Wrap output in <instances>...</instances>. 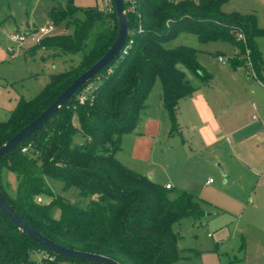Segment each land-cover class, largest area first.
<instances>
[{
  "label": "trees",
  "instance_id": "16d2710c",
  "mask_svg": "<svg viewBox=\"0 0 264 264\" xmlns=\"http://www.w3.org/2000/svg\"><path fill=\"white\" fill-rule=\"evenodd\" d=\"M227 0H136L126 13L130 40L120 53L88 82L89 100L78 103L81 87L34 132L0 158V170L13 175L14 187L0 178V191L15 212L31 227L64 247L105 255L120 264H173L178 258L177 233L172 225L182 218L199 222L200 200L184 190H169L120 163L115 154L121 135L131 131L144 108L154 79L171 130L176 128L179 99L196 87L184 69L206 84L210 74L186 45L163 44L179 32L193 33L201 43L227 41L236 50L231 65L248 59L261 79L262 58L256 39L264 35L253 13H225ZM80 11L81 17L74 12ZM57 24L66 20L72 32L43 37L24 52L36 49L53 54L81 51L79 61L51 73L40 91L19 98L5 120H0V145L36 117L79 73L95 62L116 34L112 0L110 10L96 6L49 11ZM239 34L243 38L238 37ZM83 137L76 143L74 136ZM24 148L22 151L21 149ZM1 177V176H0ZM48 180L60 182L55 193ZM75 192L71 201L63 193ZM39 198V200H37ZM57 216H54V212ZM31 251L52 256L44 264H97L54 254L24 236L0 211V264H33Z\"/></svg>",
  "mask_w": 264,
  "mask_h": 264
},
{
  "label": "rangeland",
  "instance_id": "374dc122",
  "mask_svg": "<svg viewBox=\"0 0 264 264\" xmlns=\"http://www.w3.org/2000/svg\"><path fill=\"white\" fill-rule=\"evenodd\" d=\"M72 5L110 10L111 0H72ZM65 7L66 0H0V120L8 117L19 98L28 99L36 95L46 84L49 74L67 69L77 63L82 55L81 51L53 54L44 48H38L33 55H28L24 50L33 45L29 42L21 46L13 44V51L9 53L6 47L11 43L3 39L1 29L11 30L9 34L19 31L18 23L26 20L39 26L50 19L49 11L53 8ZM221 9L225 13H253L258 27L264 29V0H227ZM73 15L81 17V12L75 11ZM65 24L66 20L55 24L54 34L71 33L72 25ZM256 41L262 58V80L255 77L248 60L237 69L231 66V60L237 57V53L235 47L227 41L201 43L193 33L179 32L163 46L171 48L186 45L193 48L197 62L210 74L208 88L217 95H227L234 99L243 110L245 123L257 125L253 117L264 115V35ZM217 55L224 56L226 62L217 61ZM183 71L192 85L201 84L196 74L185 69ZM158 88L159 82L154 79L144 101L146 113L151 108H146L147 104L151 101L153 103V98L157 100ZM176 128L184 139L189 138L190 130L179 126ZM164 136L163 146L167 156L161 155L165 153L163 150H154L149 164L154 178L160 181L168 179L173 186L195 195L203 210L199 222L182 218L172 225V230L177 233L179 255L173 264H264V213L260 211L253 216L249 212V194L256 180L252 173L239 168L243 172L239 171L235 175L228 173L226 179L216 167L217 163H222L225 169L223 162L197 156H193V160L191 158L190 164L184 165L179 156L181 142L177 134ZM83 140L81 135L74 136L76 143H82ZM263 141L264 136H258L251 139V144L254 143L255 147L263 144ZM248 167L250 171L261 172L259 165L251 164ZM0 176L2 182L8 183L11 192L14 187L13 175L1 168ZM209 178L212 183L204 184ZM48 182L55 193L60 192V182ZM63 195L71 201L76 199L72 190L65 191ZM54 216H57L56 211ZM29 258L33 264H44L41 251H31Z\"/></svg>",
  "mask_w": 264,
  "mask_h": 264
},
{
  "label": "crops",
  "instance_id": "0c3cea01",
  "mask_svg": "<svg viewBox=\"0 0 264 264\" xmlns=\"http://www.w3.org/2000/svg\"><path fill=\"white\" fill-rule=\"evenodd\" d=\"M34 26L28 20L18 23L19 31ZM10 31L1 29L5 41L8 39ZM186 78L188 79V77ZM209 81L206 84L200 82V85H193L196 89L177 102L176 126L190 130L187 140L183 138L180 130H177L178 127L171 130L169 119L161 103L159 84L157 100L154 101L153 98V103L151 101V105L149 103L146 106V108L151 106L149 111L146 113L144 107L140 113L141 118L138 119L135 127L121 135L119 149L115 157L124 166L147 176L161 186L168 185V189L183 190V188L173 186L168 179L164 181L155 179L149 168L154 150H163L165 153L161 155L167 156V151L163 146L165 143L164 134L172 136L175 133L181 142L179 156L184 165L190 164L191 158L193 160V156H197L202 159L210 158L213 161L223 162L226 166L225 169L222 163H217L216 167L220 169L222 176L226 179L228 173L235 175L239 171L243 172L240 169H244L246 173H252L256 180L249 194L251 196L249 212L253 216L258 215L260 211L264 213V141L263 144L255 145V147L254 143L251 144V139L254 137L264 136V115L253 117V120H257V125L246 124L240 105L227 95L213 93L208 88ZM229 137H231V141H229ZM251 164L259 165L261 172L252 169L250 171L248 165ZM226 179L223 180L224 183ZM210 183H212V179L210 182H204V184Z\"/></svg>",
  "mask_w": 264,
  "mask_h": 264
},
{
  "label": "water",
  "instance_id": "95a60500",
  "mask_svg": "<svg viewBox=\"0 0 264 264\" xmlns=\"http://www.w3.org/2000/svg\"><path fill=\"white\" fill-rule=\"evenodd\" d=\"M112 6L116 19V34L111 44L95 62L79 73L65 88H63V90L44 109H42L36 117L22 126L17 132L7 138L0 145V158L34 132L47 119H49L60 106H62L71 96L74 95L81 85L86 84L96 73H98L104 66L109 64L120 54L127 39L128 22L126 12L124 10L123 0H112ZM25 31L26 30H24V32ZM0 211L24 236L54 254L97 264H120L105 255L75 250L53 242L27 224L6 201L1 191Z\"/></svg>",
  "mask_w": 264,
  "mask_h": 264
},
{
  "label": "built area",
  "instance_id": "2783aa9c",
  "mask_svg": "<svg viewBox=\"0 0 264 264\" xmlns=\"http://www.w3.org/2000/svg\"><path fill=\"white\" fill-rule=\"evenodd\" d=\"M123 3H124L125 12L126 13L132 12L135 8L136 0H123ZM54 30H55V25L53 24V22L51 20H47L39 26H34V27H31L30 29H26L25 32L24 31H14L8 35V41L11 43V45L6 47V51L9 53L12 52L13 44L18 45V46L23 45L25 42H29L31 44H37L39 40L42 39L43 37L53 35ZM238 37L243 38V35L239 34ZM129 43H130V40H128V42L124 44L120 53L123 54L126 52V48ZM216 59L217 61L221 63L226 62V59L222 55H217ZM247 63L251 65L249 60L247 61ZM92 89H93V82H87L86 84H84V86L80 89L79 93L76 95L77 102L83 103L89 100V97L92 94ZM21 150L23 151L24 148H22ZM210 181L211 179L209 178L207 182H210ZM168 187H169L168 185L165 186V188H168ZM37 200H39V198ZM208 235L209 234H207V236ZM42 258L48 261H51L53 259V257L48 255L47 253H42Z\"/></svg>",
  "mask_w": 264,
  "mask_h": 264
}]
</instances>
